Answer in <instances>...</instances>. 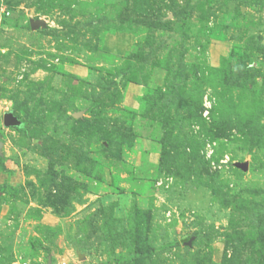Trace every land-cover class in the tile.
Wrapping results in <instances>:
<instances>
[{"label":"rangeland","instance_id":"rangeland-1","mask_svg":"<svg viewBox=\"0 0 264 264\" xmlns=\"http://www.w3.org/2000/svg\"><path fill=\"white\" fill-rule=\"evenodd\" d=\"M0 264H264V0H0Z\"/></svg>","mask_w":264,"mask_h":264},{"label":"water","instance_id":"water-1","mask_svg":"<svg viewBox=\"0 0 264 264\" xmlns=\"http://www.w3.org/2000/svg\"><path fill=\"white\" fill-rule=\"evenodd\" d=\"M44 23L42 21H31L30 28L32 30L43 28ZM3 125L6 127H14L18 125V121L11 114H5L3 116ZM244 170L247 169L246 165H243Z\"/></svg>","mask_w":264,"mask_h":264},{"label":"crops","instance_id":"crops-1","mask_svg":"<svg viewBox=\"0 0 264 264\" xmlns=\"http://www.w3.org/2000/svg\"><path fill=\"white\" fill-rule=\"evenodd\" d=\"M118 40H120V44L118 43L120 45V47H122V48L126 47L128 40H126L124 37H121V39H118ZM117 42H119V41H117Z\"/></svg>","mask_w":264,"mask_h":264}]
</instances>
